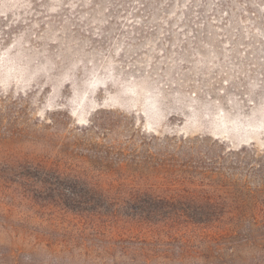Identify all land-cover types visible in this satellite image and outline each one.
<instances>
[{"label":"rangeland","instance_id":"374dc122","mask_svg":"<svg viewBox=\"0 0 264 264\" xmlns=\"http://www.w3.org/2000/svg\"><path fill=\"white\" fill-rule=\"evenodd\" d=\"M0 264H264V0H0Z\"/></svg>","mask_w":264,"mask_h":264}]
</instances>
